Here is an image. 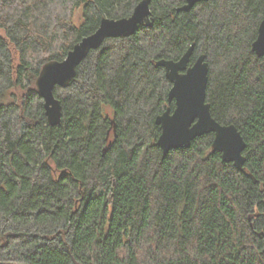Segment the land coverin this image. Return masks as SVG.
Listing matches in <instances>:
<instances>
[{
	"label": "trees",
	"instance_id": "1",
	"mask_svg": "<svg viewBox=\"0 0 264 264\" xmlns=\"http://www.w3.org/2000/svg\"><path fill=\"white\" fill-rule=\"evenodd\" d=\"M142 0H0V264H264V0H152V27L109 39L56 88L51 126L36 81L104 18ZM206 55L207 103L234 124L246 172L214 135L164 156L160 60Z\"/></svg>",
	"mask_w": 264,
	"mask_h": 264
},
{
	"label": "water",
	"instance_id": "2",
	"mask_svg": "<svg viewBox=\"0 0 264 264\" xmlns=\"http://www.w3.org/2000/svg\"><path fill=\"white\" fill-rule=\"evenodd\" d=\"M207 1L186 0L178 11L189 13L197 4ZM151 3L152 0H142L128 18H104L96 32L75 44L63 61L55 60L44 65L36 81V89L44 101L45 114L51 126L62 124V104L56 97V88L69 86L90 53L101 49L107 40L131 37L140 27H152ZM194 49L195 45L191 46L179 61L163 59L156 64L164 69L172 85L169 103H175L173 111L169 108L156 119L162 130L156 146L166 156L171 151L190 148L197 138L213 134L214 151L222 154L224 162L233 163L238 170L247 173L246 141L236 125H223L213 117L207 103L210 66L206 55H201L191 65ZM252 50L259 58L264 57V18Z\"/></svg>",
	"mask_w": 264,
	"mask_h": 264
}]
</instances>
